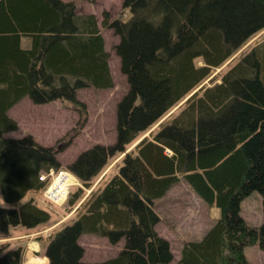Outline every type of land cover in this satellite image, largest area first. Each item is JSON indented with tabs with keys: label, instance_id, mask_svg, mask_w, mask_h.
Listing matches in <instances>:
<instances>
[{
	"label": "trees",
	"instance_id": "obj_1",
	"mask_svg": "<svg viewBox=\"0 0 264 264\" xmlns=\"http://www.w3.org/2000/svg\"><path fill=\"white\" fill-rule=\"evenodd\" d=\"M102 26L118 37L128 89L116 105L115 142L67 167L79 182L65 201L73 216L48 236L47 264H249L244 247L264 252V45L231 58L264 30V0H122L115 18L103 12ZM229 59L216 82L214 70ZM107 60L95 16L78 14L73 1L0 0V239L50 220L36 201L47 187L38 177L60 169L55 151L31 135L3 136L17 128L7 110L28 97L67 101L85 114L75 91L111 88ZM114 156L116 173L94 186ZM180 180L218 215L201 239L181 240L173 260L154 205ZM254 190L262 196L258 228L240 215ZM86 233L124 246L83 263L77 239ZM22 255L3 245L0 264H22Z\"/></svg>",
	"mask_w": 264,
	"mask_h": 264
},
{
	"label": "rangeland",
	"instance_id": "obj_2",
	"mask_svg": "<svg viewBox=\"0 0 264 264\" xmlns=\"http://www.w3.org/2000/svg\"><path fill=\"white\" fill-rule=\"evenodd\" d=\"M62 1H73L78 14H93L95 16L97 26L104 39L105 50L108 53L107 61L112 87L95 89L86 86L77 89L75 97L85 105V114L71 106L67 101L54 100L50 103L34 104L28 97H23L7 110V115L17 124L16 130L7 132L3 136L21 138L31 135L41 146L51 147L55 151V159L60 165V169L67 170L69 164L81 152L94 145L110 146L115 142L116 105L126 94L128 85L126 77L120 71L119 58L114 51L118 37L111 29L102 26L103 12L107 11L111 19L115 18L121 11L122 0ZM25 40L24 45L27 46L28 39ZM262 45H264V30L252 36L231 59L238 58L251 48ZM231 59L214 70L211 77L216 75V82L220 81V75L227 69ZM181 103L176 105L172 111ZM156 126L157 124L149 131ZM148 132L140 138L147 136ZM119 159L120 156L108 159L107 165L94 179V186L104 175L105 178H110L116 173ZM72 179L77 184L71 180L72 186L70 188L79 184L78 180L76 182L74 178ZM31 195L36 196L34 193ZM31 195L28 196L31 197ZM39 196L36 201L38 205L50 212V220L32 229L17 226L11 230L8 238L0 239V248L3 245L9 249L22 247V264H38V258L44 259L43 264H47L48 258L45 256V249L48 236L73 216L65 209L67 197L53 203L43 195V192ZM0 205L6 206L1 196ZM154 208L160 216V221L156 224L155 230L169 243L173 260H177L179 257L180 241L183 239H201L212 226L218 213L217 209L209 208L200 200L183 180L174 184L164 197L155 201ZM240 215L248 226L254 228L260 226L263 221V213L262 196L258 191L250 192L240 202ZM77 243L82 248L83 253L80 261L83 263H95L113 258L124 246L123 239L116 244H110L104 237L88 233L80 235ZM33 245H36V249H31ZM243 252L249 264H262L264 261V252L257 245L246 246Z\"/></svg>",
	"mask_w": 264,
	"mask_h": 264
},
{
	"label": "built area",
	"instance_id": "obj_3",
	"mask_svg": "<svg viewBox=\"0 0 264 264\" xmlns=\"http://www.w3.org/2000/svg\"><path fill=\"white\" fill-rule=\"evenodd\" d=\"M71 175L64 169H50L48 172L41 173L38 179L47 182V187L43 191V195L53 203L64 200L72 185L70 182Z\"/></svg>",
	"mask_w": 264,
	"mask_h": 264
},
{
	"label": "bare ground",
	"instance_id": "obj_4",
	"mask_svg": "<svg viewBox=\"0 0 264 264\" xmlns=\"http://www.w3.org/2000/svg\"><path fill=\"white\" fill-rule=\"evenodd\" d=\"M73 180L70 178V181ZM74 181V180H73ZM75 183V182H74ZM32 247V246H31ZM31 249H36V245H33V247ZM34 256V255H33ZM35 257V256H34ZM37 258V257H36ZM34 259V258H33ZM38 260V264H41L42 263V260L41 259H37Z\"/></svg>",
	"mask_w": 264,
	"mask_h": 264
},
{
	"label": "crops",
	"instance_id": "obj_5",
	"mask_svg": "<svg viewBox=\"0 0 264 264\" xmlns=\"http://www.w3.org/2000/svg\"><path fill=\"white\" fill-rule=\"evenodd\" d=\"M216 209V208H215ZM218 212V211H217ZM217 217V216H216ZM216 219V218H215ZM38 259H42V258H38ZM44 263V259H42V263L41 264H43Z\"/></svg>",
	"mask_w": 264,
	"mask_h": 264
},
{
	"label": "water",
	"instance_id": "obj_6",
	"mask_svg": "<svg viewBox=\"0 0 264 264\" xmlns=\"http://www.w3.org/2000/svg\"><path fill=\"white\" fill-rule=\"evenodd\" d=\"M140 140V139H139ZM138 142V141H137ZM75 182V181H74ZM76 182H77V180H76Z\"/></svg>",
	"mask_w": 264,
	"mask_h": 264
}]
</instances>
